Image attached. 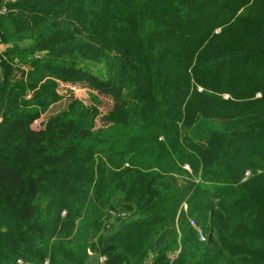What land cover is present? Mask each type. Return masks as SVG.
<instances>
[{"label": "trees", "instance_id": "obj_1", "mask_svg": "<svg viewBox=\"0 0 264 264\" xmlns=\"http://www.w3.org/2000/svg\"><path fill=\"white\" fill-rule=\"evenodd\" d=\"M47 68L114 98L134 86L154 121L92 130L71 98L53 112ZM91 252L264 264V0L0 1V264Z\"/></svg>", "mask_w": 264, "mask_h": 264}, {"label": "rangeland", "instance_id": "obj_2", "mask_svg": "<svg viewBox=\"0 0 264 264\" xmlns=\"http://www.w3.org/2000/svg\"><path fill=\"white\" fill-rule=\"evenodd\" d=\"M50 22L57 29H60L64 24H67L72 29L73 37L78 38V40L82 39L89 41L98 48L106 49L101 43H99V41H93L87 38L84 35V32L81 31L72 21H58L51 19ZM106 50L111 52L110 54L115 60H120L124 63L126 62V56L122 50ZM45 52V49L36 51L32 59L39 58ZM27 68L28 67L25 65H22V70H26ZM44 70L45 71L40 70V73H42L43 76L40 77V80H37L38 84L36 83V86L45 90L48 95L58 102L56 106H54L53 112L61 111L62 108L66 107L64 102L71 98L77 100V106L79 108L77 117L87 122L92 130L100 128V126L104 127L107 123L114 121H119L131 126H146L154 121L153 116L145 112L143 100L134 86L125 88L118 98H114L108 93L100 92L82 86L81 84L67 83L58 77V74L54 69L47 68ZM27 75L32 77L31 72H29V74L26 73L24 75V79L28 78ZM36 78L38 79V77ZM201 89L202 88L200 87L199 90ZM257 95H259V93ZM49 115L50 114H48V116ZM45 118L46 115H44L43 119ZM35 123L38 125L39 120ZM192 225L195 226L194 221L192 222ZM93 254H95V252H91L90 255Z\"/></svg>", "mask_w": 264, "mask_h": 264}, {"label": "water", "instance_id": "obj_3", "mask_svg": "<svg viewBox=\"0 0 264 264\" xmlns=\"http://www.w3.org/2000/svg\"><path fill=\"white\" fill-rule=\"evenodd\" d=\"M1 1V0H0ZM93 238V235L90 234L89 236V240H92ZM99 254L98 253H95L93 255H90V257L88 258L87 260V264H99V261H100V258H99Z\"/></svg>", "mask_w": 264, "mask_h": 264}, {"label": "built area", "instance_id": "obj_4", "mask_svg": "<svg viewBox=\"0 0 264 264\" xmlns=\"http://www.w3.org/2000/svg\"><path fill=\"white\" fill-rule=\"evenodd\" d=\"M193 222V221H192ZM199 234H200V237L202 238V239H204V235H203V233L202 232H199ZM100 257V261H99V264H107V257L106 256H101V255H99Z\"/></svg>", "mask_w": 264, "mask_h": 264}]
</instances>
